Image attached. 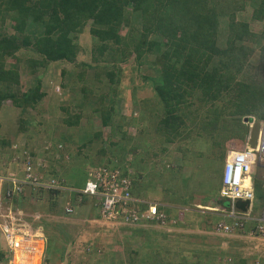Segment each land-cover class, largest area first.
<instances>
[{
	"label": "trees",
	"instance_id": "obj_1",
	"mask_svg": "<svg viewBox=\"0 0 264 264\" xmlns=\"http://www.w3.org/2000/svg\"><path fill=\"white\" fill-rule=\"evenodd\" d=\"M246 1L248 3H245ZM245 4L251 5L252 19H264V0H0V116L2 112L11 114L14 112L13 114L17 115L15 127L20 132L27 130L30 123L34 126L38 124L40 131L36 130L37 136L34 137L42 138L47 143L46 147H42L41 154L45 159L52 157L51 163L60 168L59 171H55L49 164L41 167V163L33 158L35 155L30 142L21 153L25 152L29 156L24 160L23 173L24 167L29 165L33 173L41 175L42 180L58 178L59 184L67 185L66 181L73 179L74 176L78 175L77 177L84 180L91 177L94 169L101 166L109 170L116 169L121 176L129 171L132 179L130 190L133 196L139 197L142 192L148 195L147 192L161 186L159 189L164 191L165 196L169 198L173 195L180 198L181 205L188 204V208L184 209L180 204L165 200L158 202L157 198L151 197L153 199L151 202L156 204V210L163 215L162 220L168 225L192 230L202 222L203 230L207 232V235L193 234L191 231L174 233L173 238L176 242L174 248L170 249L166 245L165 248L157 249L156 252L161 257L155 264H264L261 254L254 252L246 255L234 248L230 250L222 247L220 245L222 241L226 240L230 245L233 243L231 240H237L227 237L228 235L222 236L217 233L210 235L216 224L214 221L209 222L213 219L214 213L201 211V208L195 206V202L213 203L214 194H217L216 197L219 199L223 167L221 163L224 161L226 148L231 145L229 142L240 148L246 138L247 127L241 122V117L250 114L259 119L262 114L264 81L261 68L264 60L262 43L264 29L258 34L254 33L247 21L236 19V12L243 9ZM87 21L92 46L91 60L106 61L104 63L110 66L111 70L104 72V79L114 83L111 87L112 94H116L119 82L120 66L115 60H123L124 55L132 56L127 58H132L133 63L136 61L135 64L148 62L158 67L157 75L147 79L163 107L159 119L161 125L159 127L163 128L161 133L164 134L163 140L172 142L181 135V130L188 129L182 131V135L187 138L194 137L193 142L203 141L211 168L209 170L211 173L209 172L206 178H201L190 185L186 176L179 177L181 180L176 182L173 172L165 177L161 173L158 176L157 168L153 165L141 169L142 164L153 156L152 151L147 141L144 143L145 146L141 147L140 140L135 139L133 142L132 138L129 136L126 138L124 133L121 137L125 140L121 139L119 142L105 139L103 143H100V140L96 143L89 138L86 143L83 142L79 135L68 130L76 126L80 117L79 112L75 113L73 120L64 119L63 123L67 127L64 131L53 126L54 119L44 120L41 117L35 121L29 117L28 109L36 108L44 96L40 89V77L36 72L46 69L53 63L74 62L78 48L73 42V36L85 28ZM6 23L10 27L9 32H4L3 27ZM34 26L40 27V31L30 32L29 27ZM125 40H130L134 46L126 49ZM254 45L258 47L257 56L248 60L249 54L254 52L252 47ZM21 74L31 76L32 86L22 90ZM244 76H247L246 81ZM236 97H240V100L236 101ZM112 99L113 97L110 99L111 102ZM185 99L193 100L185 103ZM96 103L92 101V104ZM98 104L101 106L96 108L100 122L108 126L113 105ZM189 106H193L195 111L188 109ZM176 109H180L182 115ZM188 115L193 116L192 120L198 116L201 121L200 128H208L209 133L204 135L202 131H198L192 125L189 126L188 123H191L189 117H186ZM167 130L170 131V135ZM6 135L7 133L0 134V147L7 146ZM99 135L97 132L93 136ZM80 144H83L86 155L78 150ZM94 145L99 146V149L97 148L99 153H103L104 149L107 156H101L98 160L89 157L88 151ZM161 150L165 151L164 148ZM193 151L196 152L195 149ZM6 153L0 150L2 177H8L5 173L6 167L9 163L16 162L20 156L15 157L13 152L10 155ZM220 164L221 170L218 167ZM19 170L21 168L17 169ZM182 170L181 165L178 174H182ZM257 170L262 171L259 167ZM144 176H148L145 183L139 182L142 181L139 177ZM204 180L207 181V188H193L200 183L203 184ZM256 182L253 178L254 187ZM10 188V182H3L1 196L4 197V192ZM63 192L65 191L62 189L24 183L20 185L19 190L11 193L13 200L11 205L13 207L16 204L22 205L32 198L36 202H45L43 204L47 205V210L55 213L57 198ZM18 196L21 203H16ZM77 196H81V203L89 201L87 195L77 192L75 197ZM94 202H96L94 199L89 201L92 206ZM142 207L145 210L144 204ZM96 213L98 214V210ZM195 214L200 219L190 220L189 217L192 218ZM216 216L221 218L220 215ZM223 218L225 221L230 220L228 217ZM152 221L159 222L152 219L141 224L120 226L132 231L129 237L138 238L139 235H143L144 242L146 238L150 239L151 234L156 233L151 226ZM172 221L174 222L171 223ZM235 232L243 233L238 228L233 230V233ZM158 233L160 234V231ZM180 234L182 240L191 242L201 240L208 247L195 249L193 246L192 249L190 246L184 249L185 242L177 239ZM4 245L3 237L0 236V260L7 254ZM136 252L133 251V254L136 255ZM57 253L59 254V250L54 248V255ZM133 258L128 264H132L134 260L138 261L136 257Z\"/></svg>",
	"mask_w": 264,
	"mask_h": 264
},
{
	"label": "rangeland",
	"instance_id": "obj_2",
	"mask_svg": "<svg viewBox=\"0 0 264 264\" xmlns=\"http://www.w3.org/2000/svg\"><path fill=\"white\" fill-rule=\"evenodd\" d=\"M245 3L248 2L246 1ZM250 6V4H245L243 9L237 11L236 19L247 21L250 30L258 34L264 29V19H252ZM88 23L89 21L86 22L85 28L79 30L73 36V42L76 43L78 48L74 62L63 61L53 63L46 69L36 72V74L40 77V89H42L44 92V96L37 103L36 108L28 109L29 117L35 121H37V119L40 120L41 117H43L44 120L54 119L55 124L53 123V126L55 125V128H59V130L64 131V128H67L63 123L64 119L68 118L73 120L75 119V113L79 112L80 117L76 126H73L72 128L70 127L68 130L69 132L72 131V133L75 135H79L83 142L86 143L88 138L93 142L95 141L96 143L99 142L98 140H100V143H103L105 139L119 142L121 139L125 140L121 137V134L124 133V136H126V138H128V136L132 138L133 142L136 141L135 139L140 140V144H142L141 147L145 146L144 143L147 141V144L152 151L151 153L153 156H150L148 160L142 164L141 169L153 165L157 168L158 176L161 173L165 177V175L173 172L175 173L176 182L177 180H181L179 177L186 176L189 179L188 183H190V185L194 184L195 181L200 180L201 178H206L211 168H209L208 155H206L207 151H204L205 148H203V141L193 142L192 139L194 137L187 138L186 136L182 135V131H186L188 129L181 130V135L175 138V140L172 142L163 140L164 134H161L163 133V128H160L161 125L159 124L163 107L161 106V103L158 101L157 97H155L152 90V85H149L150 83L147 79L157 75L158 67L150 65L148 62L145 64L143 62L141 65L135 64L136 61L133 63L132 58H127L132 56L124 55L123 60H115L116 64L120 66L118 73L119 82L117 83L118 86L116 88V94H112L111 87H113L114 83L112 84L110 81L104 79V72L106 70L109 71V69L111 70L110 66L105 64L106 61L94 62L91 60L90 52L92 46L87 27ZM3 28L4 32L10 31V27L7 25V23ZM38 30L40 31V27L38 26L29 27V31L32 33H36ZM125 41L126 49H131L132 46H134L130 40ZM252 47L254 52L249 54L248 60H251L253 59L252 57L257 56V45ZM154 50L152 51L153 54ZM255 63H257V61ZM114 71H116V69ZM109 75H111V72H109ZM246 78L247 76H244V81H246ZM30 81L31 76H24L21 74L22 90L32 86ZM112 97L113 102L110 101ZM192 100L193 99H185V103ZM235 100L239 101L240 97H236ZM242 100L243 99L240 101L241 103ZM92 101H96V105L92 104ZM98 103H104L105 105L110 103L113 105L110 112L112 117L108 126L102 125L100 122L99 112L96 108H100L101 106ZM188 109L195 111L193 106H189ZM176 111L182 115L180 109H176ZM17 112L18 110L15 111V114H17ZM13 113L11 114V112H2L0 116V134L7 133L5 140H8L7 146L0 147V150H4L8 155L13 152L15 157L20 155L17 161L9 163L6 169H8L10 173L16 171L18 179L23 178L24 173L22 168L24 166V160H26V158L29 156L25 152L24 154L21 153L24 151V147L28 146L31 142L32 146L34 147H32L35 155L33 156L34 160L38 163H41V167H45L46 164H49L55 169V171H59L58 169L60 168L55 167L51 163L52 157H49L48 159L46 157L45 159V157L41 154L42 147H46L47 143L46 140H43L42 138L34 137L37 136V131H40V126L38 124L34 126L33 123H30V127L27 130L20 132L18 128L15 127L17 115H14ZM36 114L38 115L36 116ZM186 117H189L190 119L189 122L191 124L188 123L189 126L192 125V127L197 128L198 131H202L204 135L209 133L208 128H200L201 121L199 120L198 116L195 117L194 120H192V115H188ZM242 119L243 118L241 117V122ZM248 119L249 121L251 120L250 114L248 115ZM219 131L220 130L218 129V132ZM97 132L100 134L99 137L93 136ZM167 132L170 135V131L167 130ZM98 147L99 146L94 145L88 151L89 157H92L94 160L100 159L101 156H107L104 149L103 153H99L97 150ZM105 147H107V145H105ZM78 148V150L86 155V151L83 149V144L78 145ZM162 148H164L165 151H162ZM194 149L196 152L193 151ZM5 156H3V158ZM181 165L183 166L182 174H178ZM19 168H21V170L17 171ZM141 180L144 182V178ZM82 181L83 178L81 177L80 179H75L74 182L76 185H81ZM206 182L207 181L204 180L203 184L200 183L193 188H207ZM159 188L161 189V186L154 188L155 190L149 191L147 194L153 199L157 198L158 202L165 200L171 203L182 204V202L179 201L180 198L178 199L173 195L168 198L164 195V191L160 190ZM214 196L215 197L213 198V201H215L218 197L217 194H214ZM256 199L258 198L256 197ZM256 199H254L249 210L251 215H256L260 208V203ZM11 204L12 203H10V200H0V226L1 224H6L10 221H13L14 218L19 219L21 217L24 219L28 217L27 214L24 215V213L21 212L23 210L19 209V206L13 207ZM195 204L197 205L199 203L195 202ZM186 205L188 204L183 205V207H188ZM21 207L23 209L31 208L30 203H27V205L22 204ZM190 207L192 208L193 206ZM45 208L46 206H44L43 209H41V207L37 208V210L41 211ZM15 209H19V212H17L18 210L14 211ZM45 210L44 213H48ZM216 215L217 214H213V219H211L209 222H217V220L220 218L218 219ZM42 218L46 220L50 219V217L46 214L43 215ZM193 218H195V220L200 219L196 214L193 215L192 218L189 217L190 220ZM29 219L31 222H34L31 216H29ZM152 222L153 223H151V226L155 229L156 233L151 234L149 236L150 239L146 238L144 240L145 243L142 242L143 235H139L138 238L136 236L129 237V234L132 231L128 228L121 227L120 225L122 224H112L110 222H108V224H101L99 225L101 227L100 230L106 227L109 231H112L113 234L117 236L116 239H113L111 242H109L113 243V245L116 244V246L112 248L103 246L105 244V238L102 234V241L100 243L96 241V238L95 240L93 239V241H95L94 243L97 244V248L93 249L95 250L94 253L92 252L93 250H89L87 252L86 247L84 246L83 249L82 247H78L76 255L72 257V261L70 259H66L67 262L60 263L54 261V258L58 257L54 255V246L52 242H49L46 247L44 245L42 247L40 240L38 242H34L33 240H27L26 242H23L22 235L16 234L15 237L18 238L15 239L16 246L13 253H11V251L6 248V257L0 260V264H38V261L40 264H128L133 257H136L138 261L136 262V260H134L132 264H155V262L158 263V259L161 257V255L156 252L157 249L159 250V248H165L166 245L170 249L174 248L176 243L173 238L174 233H178L179 231H191L193 234L207 235V232L203 230L201 224L202 222L197 225V228L192 230H187L186 228L184 229L176 226L173 227L168 225L165 221H159L157 223L154 221ZM173 222L174 221L171 223ZM158 231H160V234ZM210 235H215V233L212 231ZM1 237L3 236L1 235ZM95 237L101 238V236ZM227 237H231L237 241L231 240L233 243L230 245L227 244L226 240L220 242V245L225 249L231 250L234 248L246 255L254 254L255 252V254H261L260 256H262V259H264L263 236H248L247 234H243L239 236V238L229 235ZM177 239L180 242H185L186 245H184V249L186 247L190 248V246L192 249L193 246L195 249H197V247H200V249H205L208 247L201 240L196 242L182 240V234L178 235ZM169 240H171L172 244H170L171 242ZM18 241H21L22 244ZM238 241L242 243H239ZM62 251L68 252L67 255L71 254V252L72 254H75L74 248L72 247L62 248ZM133 251H137V254H133ZM61 256L64 258L63 254Z\"/></svg>",
	"mask_w": 264,
	"mask_h": 264
},
{
	"label": "built area",
	"instance_id": "obj_3",
	"mask_svg": "<svg viewBox=\"0 0 264 264\" xmlns=\"http://www.w3.org/2000/svg\"><path fill=\"white\" fill-rule=\"evenodd\" d=\"M259 124L254 150L247 148L245 150L229 151L223 162L219 197L227 200L229 207L226 210L217 207L209 209L223 213L231 221L229 223L217 222L214 226L216 232L230 233L236 228L243 231L245 222L253 220L254 225L248 231V235H257L258 233L264 237V208L261 210L259 217L253 218L249 210L241 212L233 206L236 199L247 200L248 202L253 199L250 177L251 166L258 165L264 170V105ZM129 174L130 172L127 171L126 175L121 176L116 169L109 170L107 167H97L91 173V177L86 179L80 192L97 200L98 214L103 221L126 225L141 224L145 220L152 219L162 222L163 215L156 210L154 202L143 200L131 194L132 179ZM5 181L11 183V188L6 189L4 192L5 196H10L14 190H19L20 185H24V183L25 185L57 187L56 179L42 180L41 175L33 173L29 165L24 167L22 180H17L13 176H0V198L2 197V184ZM143 204L146 207L145 210H143ZM66 210L69 211L70 209L66 208ZM1 232L7 249L13 253L16 246V232L12 230V227L8 226V223L3 224Z\"/></svg>",
	"mask_w": 264,
	"mask_h": 264
},
{
	"label": "crops",
	"instance_id": "obj_4",
	"mask_svg": "<svg viewBox=\"0 0 264 264\" xmlns=\"http://www.w3.org/2000/svg\"><path fill=\"white\" fill-rule=\"evenodd\" d=\"M2 108H4V106H2ZM229 144H233V142H229ZM34 148V147H33ZM227 149V148H226ZM42 151V150H41ZM40 154V153H39ZM223 164V163H222ZM219 170H221L222 165L220 164L219 166ZM5 173L6 175H8V177L13 176L18 180L17 177V173L16 171H14L13 173H10L8 169H5ZM254 170V169H253ZM146 172V171H144ZM253 178H255L256 182V187L253 186L254 188V199H256V197L260 203V208L257 212L256 215H252L253 218H257L260 216L261 214V210L263 208V194H264V185L262 183V171H258L257 168L255 167L254 173H252ZM78 176V175H77ZM75 177L73 179H70L68 181H66L67 183V187H69L68 189H62L63 194H61L58 198H57V210L55 213H50L49 210H47V207L45 208L46 211L48 213H44V210H41L44 208V206H47L46 204L44 205L43 203L45 202H36L35 200H32V198H29L28 200H26L25 202L30 203V209H23L21 206V204H16L15 206H19L21 210V212L24 213V215L27 214V218L22 219L21 217L18 218H14L13 221H10L8 223V226L12 227L13 231H18L16 232V234H20L22 235V241L26 242L27 240H33L34 242H38L39 240L42 243V247L43 245L46 247V245L49 242H52L54 248H57L59 250V254L57 253L56 256L58 258H54V261L57 263L60 262H67L66 259H70L72 261V257L76 255V251L78 247H82L83 246L86 247L87 252L89 250H93L95 248H97V244L94 243L95 241H93V239L97 242H101L102 241V234L104 235L105 238V244L103 246H108L109 248H112L114 246H116V244L113 245V243H109L111 242L113 239H116V235L113 234L112 231H109L108 228H104L102 230L101 227L99 225L101 224H108V222L103 221L99 215L96 213L97 212V205L96 202H94V208L93 206L89 203L90 200H92V198L88 197L87 202H82L81 203V196H77L75 197V193H77L76 190L79 189V187L82 186L84 179L82 181L81 185H76L75 184V179H80V177ZM4 177V176H3ZM147 176H144V183ZM140 179H142L141 177H139ZM65 182V181H64ZM142 182L143 181H139ZM65 187V186H63ZM141 196H139L138 198H142V199H146V200H150L151 196L150 195H146V193L142 192L140 193ZM260 194H262L260 196ZM26 195L27 192H26ZM13 197V196H12ZM76 198V199H75ZM253 199V200H254ZM10 200V203H13L12 198L8 199V201ZM21 203V199L18 196L16 203ZM79 202V204H78ZM224 200L222 199H217L215 200L213 203L208 201V202H204V203H200L195 205L196 207H217L220 208L218 206H224ZM27 203H24L25 205H27ZM176 205H178L177 203H174ZM181 205V204H180ZM179 205V206H180ZM183 206V205H181ZM187 206V205H186ZM41 207V211L37 210V208ZM70 207V211H65V208ZM17 208V207H16ZM188 208V207H185ZM184 208V209H185ZM19 209H15L14 211L18 210L17 212H19ZM204 209H201V211ZM13 211V212H14ZM210 212V211H208ZM213 212V211H212ZM214 214L219 215L218 212H213ZM48 215L50 217V219H44L42 218L43 215ZM29 216L32 217V220L34 222H31V220L29 219ZM220 217H218L219 219ZM219 220H224V218L221 216V218ZM253 221H246L244 224V228L246 231H250L253 227ZM3 224H1L0 226V234L3 236L2 232H1V228H2ZM107 226V225H105ZM102 232H100V231ZM98 232V233H97ZM100 232V233H99ZM119 232V231H118ZM15 234V236H16ZM246 234V233H238L235 232L229 236H236L239 238V236ZM0 235V236H1ZM95 236H101V238L99 237H95ZM18 237H16L15 239H17ZM21 240V239H20ZM21 243V241H20ZM22 244V243H21ZM68 247H72L74 248L75 254H68V252L66 251H62V248H68ZM107 247V248H108ZM105 248V247H103ZM104 250V249H103ZM14 251V250H13ZM93 253L95 252V250L92 251ZM84 253V251H83ZM63 257L62 258V255ZM67 255V256H66ZM62 258V259H61ZM38 264L39 261H38Z\"/></svg>",
	"mask_w": 264,
	"mask_h": 264
},
{
	"label": "clouds",
	"instance_id": "obj_5",
	"mask_svg": "<svg viewBox=\"0 0 264 264\" xmlns=\"http://www.w3.org/2000/svg\"><path fill=\"white\" fill-rule=\"evenodd\" d=\"M263 67H264V61L262 62V70L263 71H261V75H262V78H263V81H264V69H263ZM263 105H264V103H263ZM262 114H263V109H262ZM262 114H261V117L259 118V119H256L253 115H251V120L249 121V119H248V115H244V116H242V123H244L245 125H246V127H247V132H246V138H245V141H244V143H243V145L240 147V148H236V147H234V145H230V146H228L227 147V149H226V151H225V155H224V160H225V158H226V155H227V153L229 152V151H236V150H245V149H247V148H250V149H252V150H254V147H255V145H256V142H257V137H256V140H255V142H254V145H253V147H250V146H248L247 145V143H246V139H247V136H248V132H249V129L252 127V124H253V122H258V125H260L259 124V121L261 120V118H262ZM246 118V121H244V119ZM250 124V125H249ZM258 130H259V127H258ZM257 136H258V133H257ZM224 162V161H223ZM255 167L257 168V167H259V168H261V166H258V165H256V166H254V165H252L251 166V168H252V171H251V173H250V177H251V182H252V188H253V175H252V173H254V170H255ZM254 169V170H253ZM262 169V183H263V185H264V181H263V174H264V170H263V168H261ZM54 179H56V181H57V187H53V188H55V189H68L69 187H67L65 184L63 185V184H59V181H58V178H54ZM86 181V179L84 180V182ZM84 182H83V184H82V186L81 187H79V189L78 190H76L78 193H80V194H82L81 192H80V189L83 187V185H84ZM63 186H65V187H63ZM14 191H16V190H14ZM14 191L12 192V194L14 193ZM84 195V194H83ZM88 197H90V198H92V199H94V200H96L94 197H92V196H89V195H87ZM10 199L11 198V194H10V196H5L4 195V197H1L0 198V200L1 199ZM263 198H264V194H263ZM142 199V198H141ZM219 199H222V198H220L219 197ZM253 199H254V188H253ZM251 200L250 202H248L247 200V206L245 207V210L244 211H241V210H239V211H241V212H246L247 210H250V207L252 206V203H253V201L254 200ZM143 200H146V199H143ZM222 200H224V201H226V202H228L227 200H225V199H222ZM237 200V199H236ZM238 200H241V199H238ZM146 201H150V200H146ZM96 205H97V210H98V202H97V200H96ZM234 206V205H233ZM218 207H220L219 209H223V210H226L228 207H229V203H228V205H226V206H218ZM69 209H70V207H68ZM198 208H201V209H204V210H206V211H211L212 212V210H210L209 208H211V207H204V206H202V207H199L198 206ZM263 208H264V199H263ZM262 208V209H263ZM237 209V208H236ZM238 210V209H237ZM65 211H67L68 212V210H66V208H65ZM70 211V210H69ZM213 212H218L219 213V215L220 216H222V217H226L223 213H221V212H219V211H213ZM99 215V214H98ZM251 215V214H250ZM252 216V215H251ZM230 219V218H229ZM231 221V219L229 220V221H225V220H218L217 222H224V223H229ZM250 221H253V220H250ZM216 222V223H217ZM253 224H254V221H253ZM242 231V230H241ZM245 231V232H244ZM214 233H219V234H222V235H231L232 233H233V231L232 232H230V233H221V232H216L215 230L213 231ZM243 233H246L247 235H248V231H246L245 230V228H243V231H242ZM249 236V235H248ZM250 236H252V235H250ZM4 240V239H3ZM5 242V241H4ZM6 245V244H5ZM6 248H7V246H6Z\"/></svg>",
	"mask_w": 264,
	"mask_h": 264
},
{
	"label": "water",
	"instance_id": "obj_6",
	"mask_svg": "<svg viewBox=\"0 0 264 264\" xmlns=\"http://www.w3.org/2000/svg\"><path fill=\"white\" fill-rule=\"evenodd\" d=\"M244 121H246V118L244 119ZM258 122H253L252 127L249 129L248 132V136L246 139V143L248 146L253 147L254 142L256 140L257 137V133H258ZM247 201L246 200H235L233 205L235 208H237L238 210L244 211L245 207L247 206ZM228 205V202H224V206Z\"/></svg>",
	"mask_w": 264,
	"mask_h": 264
}]
</instances>
